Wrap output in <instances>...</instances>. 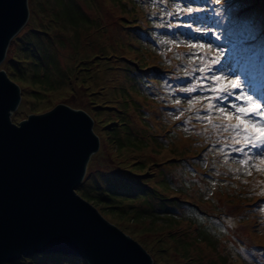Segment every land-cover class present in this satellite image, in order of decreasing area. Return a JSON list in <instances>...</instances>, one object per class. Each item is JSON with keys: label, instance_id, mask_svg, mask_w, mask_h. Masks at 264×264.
Wrapping results in <instances>:
<instances>
[{"label": "rangeland", "instance_id": "rangeland-1", "mask_svg": "<svg viewBox=\"0 0 264 264\" xmlns=\"http://www.w3.org/2000/svg\"><path fill=\"white\" fill-rule=\"evenodd\" d=\"M237 1L243 7L234 9L236 16L243 13L254 16V23L264 30V0H234ZM149 4L147 0L135 7L131 0H28V22L1 65L19 79L22 91V101L13 115L18 121L64 100L73 108L92 113L95 131L102 135L100 148L88 164L85 177L88 192L91 190L94 197H101L104 202L108 200L102 195L111 193L113 198L109 202L114 207L97 203L96 207L109 221L143 241L145 248L155 253L157 264H264V193L258 201H262L261 206L255 209L258 197L250 195L248 189L264 188V156L249 154L243 163L230 159L235 152L225 156V161L217 167L227 175L232 174V182L212 179L206 185L209 177L199 174L192 177L183 168V160H190L199 152L207 155L210 151L206 146L210 141L233 143L230 131L225 132L227 137L221 136L223 125L236 124L237 120H225L215 111L207 114L204 109L208 107L210 94L199 88L181 94L174 92L171 83L168 86L155 81L154 85L142 83L140 86L136 78L142 75L137 67L140 63L152 64L148 68L152 70H144L145 75L157 78L160 75L154 72L155 67L172 65L178 60L179 52L181 56L185 50L216 56L222 46L231 49L232 45L226 44V40L209 44V37L204 36L209 33L202 29V33L192 30L190 42L180 45L174 34L171 36L160 29L163 35L157 49L144 47L138 38L143 35L147 42L146 33L154 34L157 30L140 31L146 23ZM259 11L262 15L256 16ZM27 46L32 49L35 46L37 51L33 53ZM249 49L252 54L258 51L252 46ZM229 54L234 52L229 50ZM187 56L179 70L170 69L189 75L182 84L194 81V87L200 73L193 68L198 69L199 63ZM28 57H34L36 62L26 63ZM233 57L225 54L224 60L238 73L240 64ZM245 68H249L245 70L257 94L258 91L263 94L264 87L257 90L255 82L264 77L255 74L251 64ZM217 75L223 76L224 81L236 78L227 72ZM182 119L194 122L185 134L177 129L176 123ZM175 130L179 133H174ZM135 139L144 142L132 141ZM216 160L219 163L221 156ZM250 163L252 166H248ZM202 170L197 166V173ZM179 180L189 185L187 193L180 191ZM219 184L232 187L228 194H219L216 204L213 198ZM142 187L152 190L151 195L143 193ZM160 197L168 199L165 202L169 204H160ZM185 198L206 214H230L224 230L227 235L223 236L228 237L231 230L229 238L235 241L224 238L227 243L221 239L215 242L213 237L209 239L200 234L186 207L180 206ZM205 226L200 224L201 228ZM18 261L10 264H21ZM44 264L77 262L44 260Z\"/></svg>", "mask_w": 264, "mask_h": 264}, {"label": "water", "instance_id": "water-1", "mask_svg": "<svg viewBox=\"0 0 264 264\" xmlns=\"http://www.w3.org/2000/svg\"><path fill=\"white\" fill-rule=\"evenodd\" d=\"M29 16L28 0H0V264L49 253L87 264H157L143 241L77 192L100 148L92 113L64 100L15 119L19 79L1 65Z\"/></svg>", "mask_w": 264, "mask_h": 264}, {"label": "trees", "instance_id": "trees-1", "mask_svg": "<svg viewBox=\"0 0 264 264\" xmlns=\"http://www.w3.org/2000/svg\"><path fill=\"white\" fill-rule=\"evenodd\" d=\"M131 1L135 7L138 4H144L145 0H131ZM172 1L173 2H171L169 0H147V2H150V4H149L150 8H149V10H147L145 12L146 23L144 25H141L140 31L143 33H146V31H148V29H149V31H150V29H157L155 32L159 33L160 29H166L169 31H174L176 29L179 32H181V34L178 35V37H177V42L181 43L180 45H182V43L185 40L189 41V39L187 37H189V35L193 34V33H191L192 30L197 29V28L202 29V30L211 28L215 32L216 35L220 36V39L217 40L211 32H208L209 33L208 35H204V36L209 37L208 41L211 40V44H214V45L220 44V43H222V40L225 39L226 40L225 43H227V44L232 43L230 52H234V54H232V55H234L236 57L240 56L242 53L243 54H248V53L250 54L251 52H250L249 46H252L253 49H258V51L256 52L257 56H259V57L262 55L264 56V53L262 52V50L264 49V39H262V37H264V30H262L260 28V26L258 27L257 23H254V19H255L254 16L253 17L249 16L246 13L239 14L236 16V14L234 13V9H236V8L241 9L243 7L240 3H238V1H237V3H238L237 4L236 2H234V0H219L218 4L211 5V7L218 8L221 11H224L225 8L229 9L225 14V17L223 19V24L220 27L216 26L214 19L212 18L211 8H207L205 10V12L195 13L193 16L189 17L187 15L188 10H187L186 5H180L178 3V0H172ZM194 2H195V4H207L208 0H194ZM239 4H240V6H239ZM171 7H173V8H171ZM179 7H184V15L176 16L174 14ZM169 12L173 13V15H169ZM258 14L262 15V13L260 11L256 14V16ZM178 21H184L185 23H191L192 28L189 29L188 27H169V25H174ZM146 28H148V29H146ZM195 32L196 31H194V33ZM156 33H154V34H150V32L146 33L147 38L149 40H152L153 39L152 37H154ZM200 33H202V32H200ZM141 37H139L138 39L142 42V46L148 47L151 49H154V48L157 49V47H158L157 45L159 44L157 41L154 40L152 42L151 41L146 42L143 40V35ZM12 41H11V43H12ZM241 41H243V43H241ZM24 46H26V45H24ZM222 48L224 49V52L226 53V55L229 56V48L225 49L224 46H222ZM9 49H10V46H9ZM9 49H8V51H9ZM28 49L33 51V53H35L37 51L35 46H34V49H32V47H28ZM189 51L190 50H188V51L185 50L184 54L182 56H181V52H179L180 53L179 58H178L177 62H175L174 64L171 65V68L179 70L182 66L181 62H184L183 60H187V58H188L187 54L189 53ZM176 52H178V50H176ZM240 57H242V56H240ZM254 60H256V61H254L253 63H255V64L260 63L262 66H264V61H260L259 59H254ZM34 62H36V59L34 57L33 58H29V57L26 58V63H34ZM149 65H152V64L145 63V65H144V64L140 63L137 66L138 71H140V74H142V75L136 76V78L138 79V82L140 83V86L142 83L145 84V86L154 85L152 83L153 80H151V79L158 80L159 82L162 81L159 77L153 78V77H149L150 74L149 75L147 74V76L145 75L147 72H145L144 70L148 69L150 67ZM150 70H152V69H148V72ZM154 72H156V75H160L162 77L166 73L171 74L172 77H176L177 75L182 73V72L177 73V72L171 70L169 67H155ZM185 77H187V75L183 74L181 77L176 78V81H180V80L184 79ZM10 78L12 80H14L15 82H17V80H15L13 77L10 76ZM163 83H167V85H168V82L165 79H163ZM173 89H174L175 93L185 94V92H186L185 89H188V87L186 85H181L180 87L174 86ZM176 124H178L177 129L179 131H181V133L185 134L192 128V126L194 125V122H191V121L186 122V120L182 119V120H179L178 123H176ZM225 132L226 131H224V133L221 137H227L228 136ZM174 133H179V132L175 130ZM143 138H145V137H143ZM132 141L139 142V143L144 142L143 139H141V140L135 139ZM119 143H122V142H119ZM222 145H224L222 141L220 143H214L211 141L208 142L206 147H208L210 152L207 155H204L202 152H199V153L195 154L190 160H188V159L183 160L184 161L183 162V164H184L183 168L185 167V170H187L189 174H192L191 175L192 177L197 176L198 174L200 176L209 177L210 179L206 180V185H209L211 183L212 179H219L222 181L227 180V182H232L233 178H230L226 173L219 171V169L217 167L222 162L225 161V156L228 155V151L226 149L224 151H221ZM217 156H221V160L219 163H216L217 162V160H216ZM197 166L203 168V170L199 173H197L198 172ZM179 182H181V185H180L181 190L180 191L183 192L184 194L187 193L188 192L187 190H189L188 189L189 185H187L185 180H179ZM203 183H204V181H203ZM231 187L232 186H230L228 184L217 185V188L219 191H218L217 195L213 198L214 203L218 204L219 200L217 198L219 197V194L220 193L222 195H225L226 193L228 194L231 190ZM142 189H143V193L151 195L152 190H150L147 187H142ZM204 189H202V190L204 191ZM88 190L89 189H87V181L85 182V179H84L82 184L77 188V192L81 196H83L85 199H87L88 201H90L94 205L97 203L100 205H107L109 207H114L113 204H111L109 202L113 198V196L108 191L105 192V195H102V193L97 190L100 193V195H102L104 198H106L108 200V202L107 201L104 202L101 197H98V198L94 197L90 192L91 190L89 192H88ZM181 192H179V193H181ZM159 199H160V204H161V202L169 204V202H165L168 199L161 198V197ZM180 206L183 207V209L186 207L185 210L188 211L189 216H190V220H193L192 222H194L196 227L199 229L200 234L205 235L209 239H212V237H213V241H215V242H217V240L220 241V239H221V241L223 240L226 243L228 242V241H225L224 238L230 237L231 230H230V233L228 232V237H224L223 235H227V233H225L224 230L226 228L225 224H227L226 220L231 217L230 214L225 213V212H221L220 214H215V215L206 214L205 212L200 211L199 208L195 205V203H191L189 200H187V198L181 200ZM162 207L167 208V206H165V207L162 206ZM140 210L144 211L145 209H140ZM205 217H209V218H205ZM202 223H205V225H206L204 228L200 227V224L202 225ZM221 232L223 233L222 235H220ZM208 238H206V239H208ZM239 239L241 241L242 238H239ZM70 259H74L77 262V264H80L79 260L84 261L83 259H81L78 256L69 255V254H57V253L49 254V255H46V254H40V255L38 254L37 255L36 254L33 257H25L24 256L20 260L18 259L19 261L18 260L17 261L21 264H24L26 262H32V264H44V260H48V261L49 260H56V262L66 261L67 263H69ZM254 259H257V257H255ZM254 259H252V260H254ZM39 260L40 261L43 260V261L40 262ZM252 263H255V262L252 261Z\"/></svg>", "mask_w": 264, "mask_h": 264}, {"label": "snow or ice", "instance_id": "snow-or-ice-1", "mask_svg": "<svg viewBox=\"0 0 264 264\" xmlns=\"http://www.w3.org/2000/svg\"><path fill=\"white\" fill-rule=\"evenodd\" d=\"M178 3L186 5L189 17L211 8L212 18L217 27L222 26L225 14L229 10L225 8L224 11H221L211 7L213 4H218L219 0H208L207 4H195L194 0H178ZM169 15H173V13H169ZM174 15H184V7H179ZM169 27H188L191 29L192 24L178 21ZM195 31L200 32L201 29L197 28ZM205 31L211 32L217 40L220 39V36L216 35L211 28L205 29ZM193 46L195 47V45ZM187 55L192 56L199 63V68H193V71H199L200 75L196 77V85L185 90L196 91L199 88L210 94L208 107L204 109L207 114L211 115L215 111L225 120L231 121L233 118L237 120L236 124L227 123L223 125L224 131L232 133L230 139L233 143L222 145L221 151L227 149L229 153L242 154V163L245 162L249 154L264 156V94H257L246 70L241 67L238 73L233 71L232 66L224 60L223 48H220L216 56H208L200 51L191 52ZM225 72L236 78L224 81L223 76L217 75ZM238 101L240 103H237ZM198 118L201 117L198 115ZM214 127H219V125H214ZM236 144H239V147H236Z\"/></svg>", "mask_w": 264, "mask_h": 264}]
</instances>
